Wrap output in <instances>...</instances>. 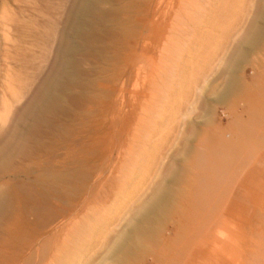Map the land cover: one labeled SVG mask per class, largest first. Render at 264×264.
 I'll return each mask as SVG.
<instances>
[{
	"label": "rangeland",
	"instance_id": "rangeland-1",
	"mask_svg": "<svg viewBox=\"0 0 264 264\" xmlns=\"http://www.w3.org/2000/svg\"><path fill=\"white\" fill-rule=\"evenodd\" d=\"M262 69L264 0H0V264H264V148L175 218Z\"/></svg>",
	"mask_w": 264,
	"mask_h": 264
},
{
	"label": "bare ground",
	"instance_id": "bare-ground-1",
	"mask_svg": "<svg viewBox=\"0 0 264 264\" xmlns=\"http://www.w3.org/2000/svg\"><path fill=\"white\" fill-rule=\"evenodd\" d=\"M252 26H253V24H251L250 27L252 29H254ZM259 29L260 28H257V29L255 28V30H254V40L257 39L258 34L260 33ZM252 32H253V30H252ZM227 51H228V48H226V51L224 52V54H227ZM261 75H262V73H261ZM263 75H264V73H263ZM262 77L263 78L260 77L261 78L260 82L264 84V76H262ZM232 79H233V77H232ZM252 84H253V82H252ZM248 86H250V85H247L246 88H244L245 86L242 87V88L246 89V90H244V94H241V95H238L237 97H235L234 98V105H232L235 108V107H238L239 105L241 106L243 104V102H246L245 104L248 107L247 112L250 114L248 119L245 121L241 117H239V118H241L242 120H239V121L236 120L238 118H234L235 123L232 126L230 125L231 130L234 129L233 131H236V136H234L235 137L234 139L237 138V141L235 142L234 140H232L233 137L231 134H229L232 137L231 139H229V137H227V138L225 137V134H227V133L223 132V130H226V129H223L217 135L213 131V133L215 135L214 140L208 139L207 135L204 134L203 137L200 138V141L198 143V150H197V148L195 149L197 151V153H196V151L193 152L194 154L196 153L195 154L196 156L193 155L195 160L193 163H190V164L188 163V165H191V167L189 166L187 168V169L190 168L193 171L198 170L199 172L200 171L201 172L196 174L192 170H188V172L186 173L187 169L185 168L186 174H189V171L190 172L192 171V173H195L194 175L190 173L189 177L193 176L194 178H196L195 175L197 176L199 174L197 179H195L196 180L195 185L199 187V188L198 187L196 188V189H198V193L195 196L196 197L195 201L197 202V205H198V206L197 205L196 206L198 208L195 207L196 209H193L190 212L189 208L186 207L187 209L185 211H183L184 210L183 206L184 207L187 206V205H184L185 204L184 203L182 206L183 210H181V211H183L182 214L180 212V214L175 215V218H176V220L178 218L179 221H181V227H183L184 229H187V230H191V234L196 232V233H199V235H200L202 233V231L200 229L203 225L202 222L203 223L205 222L206 217L203 218L204 221L201 222L198 219V216L201 215L199 213L201 211L205 210L204 208H206L207 204L210 203L211 198H209V196L212 197V195H213L216 198V201H217V199L222 197V195L226 191V189L224 188V184L226 185L225 180H227V178L229 179L231 176L230 174H229V176L227 175L228 172L231 173L233 168H235L234 170H237L236 167H240L241 165L243 166V164H245V162L247 161V159L249 158V156L251 154H257L254 156H260V154L263 152L262 148H264V86L261 87L260 89L257 88L258 87L257 85H255V86L253 85L255 87V88L253 87V89L249 88ZM230 88H231V84L228 83L226 91L230 90ZM240 90H242V89H240ZM235 104H238V106ZM235 112H237V111H235ZM236 114H235V117H237ZM232 120H233V118H232ZM231 122L232 121H230V123ZM228 131H229V128H228ZM210 132H212V131H210ZM251 160L248 159L249 164H250L249 161H251ZM237 164H238V166H236ZM231 166H233V167L230 168ZM234 166H236V167H234ZM214 168H215V170L220 171V173L221 172H223V173L219 176L214 175V174H216V172L215 173L211 172V169L214 170ZM182 170H184V169H182ZM237 173L240 174V172L237 170V172L234 173L233 175H235ZM232 177H234V176H231V179H229V180H232ZM237 177L239 178V175H237ZM191 178H190V181L193 180ZM234 179L237 180L235 177L233 178V180ZM183 181L186 182L188 180H183ZM193 182L194 181H191V183H193ZM185 184L189 185L187 182ZM182 185H184V184H181V186ZM229 185H231V184L229 183ZM201 186H206V187L202 188L203 189L202 190ZM193 187L194 186H192V188ZM186 189H188V188H184V190H186ZM182 190H183V188H182ZM184 190H183V193H184ZM185 192H187V190ZM188 192L191 193L192 192L191 189ZM183 193H182V195H183ZM184 194L189 196V194H187V193H184ZM215 198H214V200H215ZM182 200H181V202H182ZM181 202H180V204H181ZM185 202L187 204L188 201L186 200ZM213 203H215V202H213ZM192 208H194V207H192ZM201 213H203V212H201ZM201 216H200V218H201ZM198 221H200V223ZM199 231H201V232H199ZM187 234H188V231H187ZM190 235H189V237H190Z\"/></svg>",
	"mask_w": 264,
	"mask_h": 264
}]
</instances>
